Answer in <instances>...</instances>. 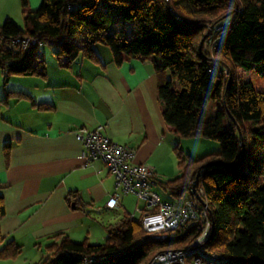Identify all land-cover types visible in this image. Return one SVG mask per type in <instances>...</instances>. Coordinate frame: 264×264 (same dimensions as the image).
<instances>
[{
  "label": "trees",
  "instance_id": "obj_1",
  "mask_svg": "<svg viewBox=\"0 0 264 264\" xmlns=\"http://www.w3.org/2000/svg\"><path fill=\"white\" fill-rule=\"evenodd\" d=\"M20 4L23 26L9 18L0 25L3 83L11 76H45L43 46L56 49L65 68L79 57L99 63L94 45L100 43L117 66L142 57L157 72L168 70L171 78L159 83L158 98L169 131L178 139L216 140L220 152L186 163L175 144L181 174L154 177V183L172 198L187 193L190 178L202 189L211 222L205 249L217 264H264V0H42L36 10L28 0ZM110 8L131 24L128 37L125 28L111 32ZM227 20L222 40L215 36L219 65L212 69L204 43L210 27ZM16 39L29 42L22 47ZM210 103L214 113L206 117ZM3 211L0 198V217ZM198 234L199 223L189 221L164 242L144 238L141 222L125 216L107 227L102 243L56 234L38 264H148L159 251L185 247ZM17 252L10 246L1 255Z\"/></svg>",
  "mask_w": 264,
  "mask_h": 264
},
{
  "label": "crops",
  "instance_id": "obj_2",
  "mask_svg": "<svg viewBox=\"0 0 264 264\" xmlns=\"http://www.w3.org/2000/svg\"><path fill=\"white\" fill-rule=\"evenodd\" d=\"M41 2L28 0V7L36 10ZM8 18L23 26L20 0H0V25ZM97 45L103 44L94 45L99 63L79 57L65 68L60 59L45 76H11L5 84L1 71L0 264L42 262L58 233L102 243L109 225L134 212L139 202L133 194L120 195V208L105 207L115 179L100 160L84 163L74 134L79 127L105 125L106 134L134 149L135 161L152 166L158 179L163 155L179 141L158 98L170 72H157L142 57L117 66L110 49ZM10 246L17 254L1 255Z\"/></svg>",
  "mask_w": 264,
  "mask_h": 264
},
{
  "label": "built area",
  "instance_id": "obj_3",
  "mask_svg": "<svg viewBox=\"0 0 264 264\" xmlns=\"http://www.w3.org/2000/svg\"><path fill=\"white\" fill-rule=\"evenodd\" d=\"M229 24L227 20L210 27V36L206 41L209 53L216 48V40H222ZM218 33L220 35L216 39ZM14 42L26 47L29 39H16ZM211 57L212 69H217L219 64ZM74 134L81 144L80 157L84 163L100 160L114 176L116 190L106 201L105 207H122L120 195L133 194L136 197L140 204L136 205L129 217L141 222L144 238L164 242L172 231L187 222L199 223V234L192 242L182 248L159 251L148 264H217L218 257L205 249L211 230L208 204L205 201L203 204L200 202L198 197L202 198L203 191L196 188L192 178L187 183L188 190L183 197L165 199L155 189V169L150 165L137 163L135 150L110 138L106 134L105 125L94 128L79 127Z\"/></svg>",
  "mask_w": 264,
  "mask_h": 264
},
{
  "label": "rangeland",
  "instance_id": "obj_4",
  "mask_svg": "<svg viewBox=\"0 0 264 264\" xmlns=\"http://www.w3.org/2000/svg\"><path fill=\"white\" fill-rule=\"evenodd\" d=\"M109 15L111 17V20L114 23H117L114 27L111 28V32L113 33L115 29H118L119 27H121L122 25H124L125 28V33L127 35V37L129 36V32H130V27L131 24L128 22H125L121 16V14L119 12H117V10L115 8H110L108 9ZM19 24H23V21L20 22ZM120 25V26H119ZM211 32V30L208 31V34ZM207 37V34H206ZM206 43V42H205ZM204 43V48L207 49V45ZM203 45V42L202 44ZM99 48H103L109 51V49L106 46H98ZM56 49L50 48L48 46H43L42 47V51L45 53V60L43 63V66L45 67V69H54V67H58V59L56 58L54 51ZM209 50V48H208ZM210 56H213V51L212 53L209 54ZM1 69V68H0ZM226 73H224L225 75H228V70H226ZM1 70H0V89H2V77H1ZM243 78H247L248 74H244L243 72L241 73ZM214 113V107L213 105L210 103L206 109H205V114L206 117H209L210 115H212ZM179 143V144H178ZM175 144H177L180 148V152H181V156L183 159H185V162L187 163V161L191 158V159H198L204 155L207 154H212V155H216L219 154L220 152V144L219 142H217L216 140H211V139H206V138H202V137H188V138H180L179 141H177ZM171 153H167L165 155H163V163L161 164V168L163 169V172H159L158 175L159 180H168V179H173L177 176H179L182 172V169L180 167L179 164V158L178 155L176 153V151L174 150V148H172ZM156 190H158L155 187ZM163 198H167V195H165L163 192L159 191ZM131 205H134V201L131 203ZM133 208V207H131ZM134 209H132L133 211ZM104 242V241H102Z\"/></svg>",
  "mask_w": 264,
  "mask_h": 264
},
{
  "label": "water",
  "instance_id": "obj_5",
  "mask_svg": "<svg viewBox=\"0 0 264 264\" xmlns=\"http://www.w3.org/2000/svg\"><path fill=\"white\" fill-rule=\"evenodd\" d=\"M198 198H199L200 202L203 204L204 200L202 198H200V197H198Z\"/></svg>",
  "mask_w": 264,
  "mask_h": 264
}]
</instances>
